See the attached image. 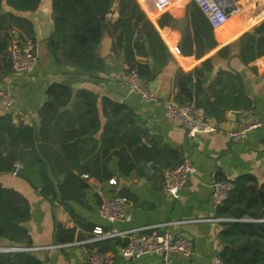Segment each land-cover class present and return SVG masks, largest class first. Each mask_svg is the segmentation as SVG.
Here are the masks:
<instances>
[{"label":"crops","instance_id":"crops-1","mask_svg":"<svg viewBox=\"0 0 264 264\" xmlns=\"http://www.w3.org/2000/svg\"><path fill=\"white\" fill-rule=\"evenodd\" d=\"M135 1L154 24L167 50L158 62L150 53L135 57L136 63L149 65L154 73L148 86L157 97L155 102L145 101L124 84L129 65L124 50L116 47L119 31L115 28L120 0H114L111 13L104 17L103 36L96 49L103 67L95 71L59 63L52 55L47 42L54 29L52 0H42L36 10L19 13L30 21L32 32L29 35L14 28V35L35 39L39 60L34 71L28 74H16L12 67L11 71H6L0 62V87L16 98L14 110L0 111V116L9 114L17 124L39 126L40 110L48 100V88L54 83L64 84L75 92L84 89L100 99L107 97L124 104L135 114L138 125L146 131L145 141L156 148L158 155L139 160L136 169L128 175L118 170L114 158L101 168L100 175H111L109 178L99 179L85 172L81 178L88 187L80 203L68 201L64 204L51 195L46 196L40 186L31 185L18 174H0V184L14 188L29 201L30 218L21 225L27 229L31 240L30 244H26V239L22 244H12L0 238V247H18L19 250L10 252L30 253L42 264H89V255L99 249L113 256V264H212V258L220 256L225 245L220 234L227 228V221H231L227 215H219L221 205L213 199V181H234L240 176H251L258 185L264 184V126L250 131L240 140H230L218 132L188 137L183 126L166 111L168 100L179 93L177 71H192L210 59L213 68L206 73L201 98L212 102L218 110V118L209 115L213 122L224 130H236L248 117L264 121V55L251 62L243 61L240 56L241 37L264 22L258 21L264 14V0H231L238 7L234 23L229 24L231 19L218 29L210 24L194 0ZM199 11L207 18L215 40L213 46H206L203 52H200L195 26ZM145 46L149 52L148 44ZM227 46L230 47L228 56L226 52L220 55L219 51ZM6 54L11 61L8 48ZM99 147L83 163L91 161ZM184 158L190 159L195 170L178 197L167 196L163 191V171L176 167ZM75 174H79L78 171L75 170ZM113 177L118 180L116 186L109 184ZM100 191L108 198L122 195L128 200L131 217L128 221L114 223L116 229L158 225L160 230L168 229L191 238L193 255L172 254L167 261L154 253L127 258L119 253L127 239L91 240L96 225L110 226L99 213ZM60 227L74 231L71 241H64V235L58 239ZM108 245L111 248L107 250Z\"/></svg>","mask_w":264,"mask_h":264},{"label":"trees","instance_id":"trees-1","mask_svg":"<svg viewBox=\"0 0 264 264\" xmlns=\"http://www.w3.org/2000/svg\"><path fill=\"white\" fill-rule=\"evenodd\" d=\"M41 1L0 0V62L6 71H11L12 67L6 51L14 28L29 35L32 32L30 21L19 13L36 10ZM113 2L52 0L54 29L47 42L59 63H69L85 71L103 67V60L96 49L103 36L104 17L111 13ZM119 5L115 21V28L119 31L116 47L124 50L125 61L129 65L127 74L136 70L148 83L154 73L149 65L136 63V55L150 53L158 62L167 50L154 24L135 0H120ZM263 19L264 14L258 17V21ZM195 26L198 43H201L200 52H203L206 46H213L215 40L207 18L200 11ZM229 50L227 46L219 54L225 55L226 52L228 56ZM263 55L264 22L240 39L243 61L251 62ZM212 68L208 59L192 71L179 69L176 73L179 92L176 99L181 103L194 102L204 107L210 116L218 118L220 114L214 104L201 98L206 73ZM47 94L48 100L40 110L39 126L17 124L9 114L0 116V174L14 172L20 164L22 167L17 174L31 185L40 186L46 196L51 195L64 204L68 201L80 203L88 187L81 178L85 172L99 179L109 178L111 175H100L101 168L114 158L118 170L128 175L136 169L139 160H149L158 155L156 148L145 141L146 131L138 125L135 114L124 104L107 97L100 99L97 94L84 89L75 92L70 86L58 83L52 84ZM65 106L70 107L60 111ZM98 145V154L83 163L94 154ZM75 170L79 174H75ZM57 176L64 178L60 180ZM231 182L233 186L229 196L219 207V215H227L231 219L220 234L225 242L220 257L225 264H264V205L260 198L264 184L258 185L251 176H240ZM29 218V201L14 188L0 184V238L12 244L26 241L30 244L28 231L21 225ZM246 218L253 221H241ZM57 233L58 239L64 235L63 240L68 242L74 237L73 230L63 227ZM110 248L108 245L107 250ZM0 264L42 263L30 253L10 252L0 253Z\"/></svg>","mask_w":264,"mask_h":264},{"label":"built area","instance_id":"built-area-1","mask_svg":"<svg viewBox=\"0 0 264 264\" xmlns=\"http://www.w3.org/2000/svg\"><path fill=\"white\" fill-rule=\"evenodd\" d=\"M202 12L207 16L210 24L218 29L228 23L236 13L231 1L228 0H194ZM228 1V3H227ZM226 5V6H225ZM238 8V7H237ZM8 55L12 62V70L16 74H28L34 71L38 60V43L32 37H19L14 35L8 46ZM124 84L139 94L145 101L155 102L156 95L149 88L145 79L139 76L136 70L127 74ZM178 94V93H177ZM168 100L166 111L169 117L177 120L185 129L188 137L198 134L218 132L230 140H240L256 129L264 126V121L248 117L236 130H224L209 117L206 109L195 103H181L176 97ZM16 105V98L8 90L0 87V111L11 112ZM22 165H17L13 172L17 175ZM195 168L189 158H184L176 167L163 171V191L167 196L178 197L186 186L189 177ZM111 186H116L118 180L109 179ZM229 180H214L212 195L215 203L221 205L229 196L232 189ZM102 202L99 213L109 227L96 225L92 230L91 240L101 239H127L125 245L120 247L119 253L127 258H139L145 254L154 253L163 261H167L172 254L191 257L194 245L191 238L174 233L168 229L160 230L157 226H147L128 230L116 229V222L128 221L131 214L128 210V200L125 196L116 195L106 197L101 191ZM221 220V219H219ZM21 249V248H20ZM25 249V248H23ZM19 250L18 247H0V252ZM89 264H113L110 253L94 250L88 257ZM212 264H225L219 255L212 258Z\"/></svg>","mask_w":264,"mask_h":264},{"label":"water","instance_id":"water-1","mask_svg":"<svg viewBox=\"0 0 264 264\" xmlns=\"http://www.w3.org/2000/svg\"><path fill=\"white\" fill-rule=\"evenodd\" d=\"M231 3L233 5V8L237 9V6L235 5V3H233V2H231ZM260 197H261L262 204H264V193L263 192H260Z\"/></svg>","mask_w":264,"mask_h":264},{"label":"bare ground","instance_id":"bare-ground-1","mask_svg":"<svg viewBox=\"0 0 264 264\" xmlns=\"http://www.w3.org/2000/svg\"><path fill=\"white\" fill-rule=\"evenodd\" d=\"M257 1H258V0H257ZM235 15H236V14H234V15L229 19V21L232 19L230 22L228 21L229 24L234 23V17H235ZM263 20H264V19H263Z\"/></svg>","mask_w":264,"mask_h":264},{"label":"rangeland","instance_id":"rangeland-1","mask_svg":"<svg viewBox=\"0 0 264 264\" xmlns=\"http://www.w3.org/2000/svg\"><path fill=\"white\" fill-rule=\"evenodd\" d=\"M234 18H236V17H234ZM37 42V41H36ZM38 43V42H37Z\"/></svg>","mask_w":264,"mask_h":264}]
</instances>
